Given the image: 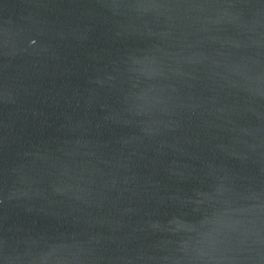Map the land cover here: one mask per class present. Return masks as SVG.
Listing matches in <instances>:
<instances>
[{"label":"water","instance_id":"1","mask_svg":"<svg viewBox=\"0 0 264 264\" xmlns=\"http://www.w3.org/2000/svg\"><path fill=\"white\" fill-rule=\"evenodd\" d=\"M0 264H264V0H0Z\"/></svg>","mask_w":264,"mask_h":264}]
</instances>
